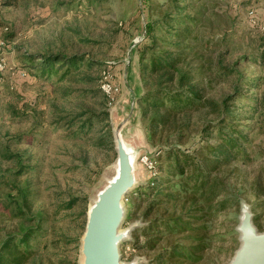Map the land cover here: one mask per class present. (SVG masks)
<instances>
[{
    "label": "rangeland",
    "instance_id": "rangeland-1",
    "mask_svg": "<svg viewBox=\"0 0 264 264\" xmlns=\"http://www.w3.org/2000/svg\"><path fill=\"white\" fill-rule=\"evenodd\" d=\"M168 1L14 0V5L3 6L0 0V258L6 244H14L27 228L41 222L43 228L53 227L57 232L43 233L36 243L39 254L29 264L82 263L81 239L88 210L115 173L114 129L122 125L127 143L137 150V184L124 201L126 217L121 227L123 231L130 227L133 230L121 244L122 259L151 264L155 249H140L146 240L143 232L148 221L142 214L148 202H132L151 181V159L158 156L162 146L180 143L190 148L202 138L195 115L188 133L152 144L138 103L145 91L140 49L149 42L146 24L159 16L150 6L164 5L165 10ZM208 1L212 9L204 12L197 23L201 31L198 44L209 38L213 44L219 42L224 37L221 22L225 24L230 18L227 63L264 49V0ZM207 18H217V22L209 24ZM156 34H162L160 28ZM47 51L69 55L78 52L112 65L114 82L120 86L113 104L103 91L85 92L101 88V83L56 86L54 77L39 79L23 67L24 53ZM239 70L250 78H261L254 89H242L245 96L235 107L242 114L241 124L251 143L246 145L247 155H240L222 174L229 187L230 203L209 222L211 245L199 264L229 263L240 245L237 228L245 205L252 209L255 225L264 231V196L258 198L256 194V187L264 188V128L259 121L264 116V63L245 60L240 62ZM235 80L212 86L204 83V92L207 97L221 100L234 90ZM255 105L256 119H252L251 108ZM83 110L108 111L109 127L76 136L59 121ZM108 130L112 137L106 136L104 145L98 147V136ZM210 142L216 140L210 138ZM72 197L78 198L77 204L64 210L63 205ZM136 204L138 207L133 208ZM76 238L79 243L73 241ZM166 245L163 241L160 247Z\"/></svg>",
    "mask_w": 264,
    "mask_h": 264
},
{
    "label": "trees",
    "instance_id": "trees-1",
    "mask_svg": "<svg viewBox=\"0 0 264 264\" xmlns=\"http://www.w3.org/2000/svg\"><path fill=\"white\" fill-rule=\"evenodd\" d=\"M2 5H14V0H2ZM167 5L165 10L164 5L150 6L159 16L146 24L149 42L140 49V73L145 86L138 102L141 115L152 144L188 133L195 115L202 138L198 145L190 148L180 143L162 146L158 156L151 159V181L142 187L132 203L148 202L142 214L148 221L143 232L146 240L141 242L140 249H155L151 264H199L211 245L209 222L230 203L229 187L222 174L233 167L240 155H247L246 145L251 143L241 124L242 114L235 107L245 96L242 89L245 86L254 89L261 78H250L240 72V62L246 60L262 65L264 49L243 56L233 64L227 63L230 18L225 24L221 22L224 37L219 42L213 44L209 38L198 44L196 40L201 31L197 23L204 12L212 9L210 2L169 0ZM206 20L209 24L217 22V18ZM158 28L160 35L156 34ZM207 52L208 56L204 57ZM21 59L23 67L39 79L54 77L56 86L73 82L96 86L108 66L106 62L78 52L71 55L54 51L26 52ZM231 78H236L234 90L221 100L206 96L204 83L212 86ZM100 91L101 88L85 90L88 94ZM251 109L250 117L256 119V105ZM108 120L106 110H83L61 117L59 121L64 122L63 127L73 130V135L80 136L93 130L97 132L99 127L108 128ZM259 121L264 128V116L261 115ZM106 136L111 138V131L98 136V147L104 145ZM210 138L216 143H211ZM256 189L258 198H263L264 188ZM77 201L78 198H70L63 209H71ZM137 204L133 208L138 207ZM47 231L54 235L57 232L53 227L43 228L41 222L27 228L22 236L15 238L14 244L3 247L0 264H29L39 254L40 246L36 243ZM73 241L80 242L79 238ZM163 241L167 245L160 247Z\"/></svg>",
    "mask_w": 264,
    "mask_h": 264
},
{
    "label": "water",
    "instance_id": "water-1",
    "mask_svg": "<svg viewBox=\"0 0 264 264\" xmlns=\"http://www.w3.org/2000/svg\"><path fill=\"white\" fill-rule=\"evenodd\" d=\"M114 142L117 153L115 173L89 207L81 239V264H139L136 260L123 261L121 253V244L133 230L130 227L123 231L121 227L126 217L124 201L137 184V150L127 143L122 125L114 129ZM241 212L237 228L240 245L228 264H264V231L255 225L249 205Z\"/></svg>",
    "mask_w": 264,
    "mask_h": 264
},
{
    "label": "built area",
    "instance_id": "built-area-1",
    "mask_svg": "<svg viewBox=\"0 0 264 264\" xmlns=\"http://www.w3.org/2000/svg\"><path fill=\"white\" fill-rule=\"evenodd\" d=\"M252 17H254L253 10L250 11ZM254 21V18H252ZM108 66L105 67L102 71V79H101V89L104 94L107 96L109 104H113L115 99L117 98L118 93L120 92V86L114 82V73L112 71V65L107 64ZM25 75L26 73H22Z\"/></svg>",
    "mask_w": 264,
    "mask_h": 264
}]
</instances>
